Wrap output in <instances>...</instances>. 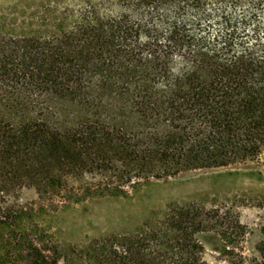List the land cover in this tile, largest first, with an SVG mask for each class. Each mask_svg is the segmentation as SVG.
<instances>
[{
  "label": "trees",
  "instance_id": "obj_1",
  "mask_svg": "<svg viewBox=\"0 0 264 264\" xmlns=\"http://www.w3.org/2000/svg\"><path fill=\"white\" fill-rule=\"evenodd\" d=\"M134 1L125 14L44 12L22 20L27 29L0 20V225L16 224L23 188L57 205L126 194L264 148L258 15ZM141 229L95 239L90 264H205L198 232H222L230 255L244 232L237 217L197 204ZM15 239L22 253L10 264H58L57 246ZM260 253L264 264V241Z\"/></svg>",
  "mask_w": 264,
  "mask_h": 264
},
{
  "label": "rangeland",
  "instance_id": "obj_2",
  "mask_svg": "<svg viewBox=\"0 0 264 264\" xmlns=\"http://www.w3.org/2000/svg\"><path fill=\"white\" fill-rule=\"evenodd\" d=\"M179 1L204 8L211 15L221 11L254 13L264 22V0ZM134 4V0H0V20H14L27 29L22 20L44 12L58 14L67 9L74 13L91 10L125 14ZM18 200L24 211L16 224L0 225V264L13 263L22 253L16 234L29 237L37 247L57 246L58 264H90L88 255L93 253L90 249L95 239L146 230L149 224H159L174 208L192 204L217 209L230 219L237 217L244 231L230 242L235 247L233 255L224 252L226 239L222 232H198L205 264H235L239 254L243 256V264H262L264 148L254 159L183 170L167 179L140 182L126 194L82 193L57 205L44 202L33 188H23Z\"/></svg>",
  "mask_w": 264,
  "mask_h": 264
}]
</instances>
